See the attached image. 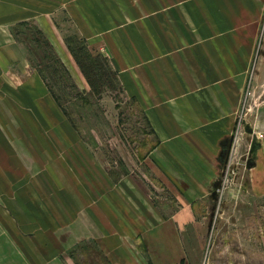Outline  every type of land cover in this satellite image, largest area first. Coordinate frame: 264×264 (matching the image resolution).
I'll return each mask as SVG.
<instances>
[{"label":"rangeland","instance_id":"374dc122","mask_svg":"<svg viewBox=\"0 0 264 264\" xmlns=\"http://www.w3.org/2000/svg\"><path fill=\"white\" fill-rule=\"evenodd\" d=\"M157 1L0 0V264H204L211 237L247 224L234 206L212 233L200 224L174 232L160 216L171 213L174 176L187 170L170 152L149 157L162 138L142 94L155 93L157 49H172L142 39L156 31L143 21L154 22ZM263 52L264 40L221 166L227 180L246 175L253 156L238 147L242 130L256 134L246 118L259 106L251 103L257 84L264 99ZM172 147L188 163L187 145ZM107 205L110 251L100 241Z\"/></svg>","mask_w":264,"mask_h":264},{"label":"crops","instance_id":"0c3cea01","mask_svg":"<svg viewBox=\"0 0 264 264\" xmlns=\"http://www.w3.org/2000/svg\"><path fill=\"white\" fill-rule=\"evenodd\" d=\"M143 23H154L156 31L142 39L172 42L170 51L157 49L155 75L149 74L155 93L147 87L142 94V104L155 112L156 135L162 138L149 157L170 152L175 168L187 170L186 176H174L177 187L172 190L171 213H161V218H171L168 225L174 232L200 224L202 232L212 233L213 228L227 225L221 219L233 213L234 206L240 212L234 217L249 218L247 224L227 225L219 240L211 237L204 264H264V99L258 97L260 84L256 85L257 96L251 98L259 106L253 118H246L252 121L257 138L250 136V130H242L238 147L240 155L245 150L253 154L248 171L229 182L219 176L228 141L243 118L252 57L258 42L264 40V0H171L170 4L162 0L157 1L154 22ZM169 137L179 150L187 145L188 163L182 150L176 155V149L166 144ZM215 201L218 207L212 208ZM107 206L111 222L100 241L110 251L117 248L112 229L115 214ZM159 222L163 227L164 220Z\"/></svg>","mask_w":264,"mask_h":264}]
</instances>
